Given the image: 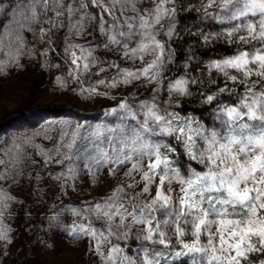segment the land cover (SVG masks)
<instances>
[{
    "label": "snow or ice",
    "instance_id": "6c2138e0",
    "mask_svg": "<svg viewBox=\"0 0 264 264\" xmlns=\"http://www.w3.org/2000/svg\"><path fill=\"white\" fill-rule=\"evenodd\" d=\"M189 11L227 26L185 29L189 37L236 45L205 66L220 78L207 92L188 71L167 76ZM56 59L67 68L57 89L117 102L100 122L0 133V264L21 213L29 236L86 239L96 264H264V0H0V80L24 61L61 69ZM193 89L212 106L210 125L181 115L179 98ZM85 178L110 186L85 199ZM29 201L47 206L35 228ZM35 244L52 247L38 234Z\"/></svg>",
    "mask_w": 264,
    "mask_h": 264
},
{
    "label": "rangeland",
    "instance_id": "374dc122",
    "mask_svg": "<svg viewBox=\"0 0 264 264\" xmlns=\"http://www.w3.org/2000/svg\"><path fill=\"white\" fill-rule=\"evenodd\" d=\"M88 39L91 37L89 36ZM57 51L60 50L57 49ZM100 55L104 56L105 54L100 53ZM55 62L61 63L59 59H56ZM24 63L26 69L19 76L12 74L7 80H0V133H3L5 138L38 131L52 120L71 119L91 123L100 122L105 118V111L117 102L102 97L83 101L71 91L64 92L57 89L53 77L59 74L61 70L67 71L62 63L61 69H54L49 73L40 71L36 64L27 66V61ZM167 76L170 79H175L179 75L171 76L167 73ZM120 91L116 90L113 95ZM131 91L132 88L129 87L124 89L123 93L127 94ZM147 94V92L144 93V95ZM206 117L207 119L204 118L207 126L211 122V113ZM109 186L110 183L106 181L104 187L94 190L89 188L87 178H85L82 187L91 193V196L85 197V199L103 195ZM56 191L57 189L53 188L46 193V204L51 202L47 198L53 196ZM70 195L73 202H80L79 197L75 194ZM25 199H27L26 196ZM67 202L68 200L65 199V203ZM29 203L33 217L32 225L35 228L43 223L42 217L43 213L47 211V206L46 204L43 206L33 204L31 201ZM22 223L23 213L13 225L19 229V238L11 246V253L5 258L4 264H96V261L87 251L88 241L86 239L73 241L70 237L55 234L45 236L42 232L29 236L21 227ZM37 234L43 236L45 242L52 247L45 249L42 245L37 246L35 244V235Z\"/></svg>",
    "mask_w": 264,
    "mask_h": 264
},
{
    "label": "trees",
    "instance_id": "16d2710c",
    "mask_svg": "<svg viewBox=\"0 0 264 264\" xmlns=\"http://www.w3.org/2000/svg\"><path fill=\"white\" fill-rule=\"evenodd\" d=\"M184 4H192L194 6H199V0H183ZM197 26L203 29L205 32H219L222 28L227 26H222L211 21H203L200 19V14L196 11H189L182 13L180 16L179 29L181 31L182 38L174 43L172 47L176 51V56L174 63L169 65L168 73L171 76L183 75L184 71H188L192 76L197 77L198 80L203 81L207 84V88L202 90L207 92L219 86L220 78L214 73L209 77L205 70V66L211 60L221 59L226 56H231L234 54L236 45L227 44L224 41L214 42L211 46L202 44L196 37H189L185 29H191L193 32L197 31ZM189 57H194V59L189 64L187 70L184 69V64L188 61ZM211 80H216L217 84L213 85L210 83ZM194 95L191 97H182L180 99L181 108L183 111L181 115H188L201 120L205 124L206 116L212 112V106L205 105L201 102L199 94L193 89ZM205 117V118H204Z\"/></svg>",
    "mask_w": 264,
    "mask_h": 264
}]
</instances>
